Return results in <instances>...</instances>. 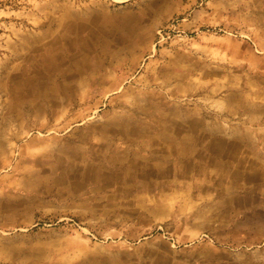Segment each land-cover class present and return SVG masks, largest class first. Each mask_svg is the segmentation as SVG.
I'll return each instance as SVG.
<instances>
[{"label":"rangeland","instance_id":"1","mask_svg":"<svg viewBox=\"0 0 264 264\" xmlns=\"http://www.w3.org/2000/svg\"><path fill=\"white\" fill-rule=\"evenodd\" d=\"M75 22L72 55L103 63L100 91L76 77L73 100L60 86L39 109L46 54ZM155 109L185 137L218 133L228 164L153 192L122 171L79 198L39 183L61 151ZM155 149H137L138 174L174 167ZM0 264H264V0H0Z\"/></svg>","mask_w":264,"mask_h":264},{"label":"bare ground","instance_id":"2","mask_svg":"<svg viewBox=\"0 0 264 264\" xmlns=\"http://www.w3.org/2000/svg\"><path fill=\"white\" fill-rule=\"evenodd\" d=\"M84 25V22H75L67 26L66 29H63L59 34L60 37L54 40L58 46V51L51 56L46 54L47 58L45 59L47 65L50 66V74L44 78L51 82L47 86L46 93L38 92L34 95L33 106L39 103V109H42L48 105L56 104L57 102L51 100L49 95H56L58 97L60 95V86L65 88V99L73 100V89L69 88L70 84L67 82L72 79L74 80L76 77L87 76V79H91L98 84V90L100 91V85L104 77L99 73L102 71L101 67H103V63L101 61H94L95 70H92L90 64L87 63V57L89 58V56L85 54L83 55V59H77L72 55L74 54L73 47L76 48V45L70 39V35L81 32ZM82 41L88 43L87 39H83ZM66 66H68V70L65 69ZM38 98L41 100L34 104V100ZM148 117H151V112L148 114ZM156 127L157 125L154 126V128ZM157 129L161 130V125ZM150 132L151 123L147 124L141 119H134L132 122L124 125L119 133H101L102 138L97 144L71 151H61L60 156L56 158L53 168L50 169L48 174L39 178V183L48 189H56L59 195L79 198L90 191L102 190L115 184L116 179L119 178L117 176V172L119 171L124 173L123 179L125 181L135 182L140 177L148 181L150 171L144 170L140 175L136 172V169L137 164L140 162L137 149H147L151 143V139L148 138L147 140L141 133ZM170 154L172 157L173 155L175 158L177 157V160L173 159L174 162H172L170 158L169 160H164V163L177 165V168L181 166V168L178 171H174L173 169H170L169 172L157 171L155 173L156 176H166L172 171L175 174H182L186 170H194L192 167H196L199 164L196 160L199 159V154L197 153L172 151ZM214 156L223 158L225 154L221 152L217 155L215 153ZM189 166L192 167L188 168ZM113 169L116 171L115 176ZM133 169L134 171H132ZM156 185L151 181V192L155 190Z\"/></svg>","mask_w":264,"mask_h":264},{"label":"crops","instance_id":"3","mask_svg":"<svg viewBox=\"0 0 264 264\" xmlns=\"http://www.w3.org/2000/svg\"><path fill=\"white\" fill-rule=\"evenodd\" d=\"M101 29L98 26H95L92 29V34L93 35H100L101 34ZM156 109L151 111V136L149 139H151V156L148 158H143V162H150L151 159L155 158L154 153L156 151L155 147L160 146L161 149L163 150L164 154H168V156H161L160 163H164V160H169L171 158V161L173 159L177 160V157L170 154L172 151L178 152V151H189V152H194L199 154V159H196L197 162L199 163L198 166L192 167L189 166L188 168L192 167L193 170L196 172L201 171L202 166L208 165V164H215V166H219L221 164H228L226 163V159H228V152L226 150L222 149L226 147V141L222 140L218 133H189L188 137L183 136L182 133H179V129L177 128H169L163 123V119L159 116L156 115ZM157 125V127H160L161 125V130H158L157 127L154 128V126ZM142 136H145L144 133H141ZM146 134V133H145ZM147 137V138H148ZM207 140V141H205ZM206 142V143H205ZM226 143V144H225ZM230 145V143H229ZM220 148L221 150H218ZM225 154L223 158H217L215 157V153L220 154V153ZM141 160V157L139 158ZM175 160V161H176ZM171 162V163H172ZM166 164V163H164ZM178 171L177 165H174L171 170ZM170 169H166L165 167H161L160 165H151L150 175L151 176V181L154 177H159V178H165L166 176H156L155 173L157 171H168ZM160 184V183H159Z\"/></svg>","mask_w":264,"mask_h":264}]
</instances>
